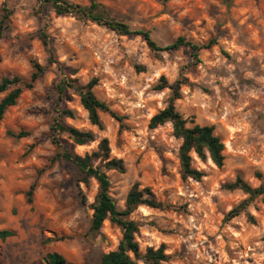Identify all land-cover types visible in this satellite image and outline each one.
Here are the masks:
<instances>
[{
  "label": "rangeland",
  "instance_id": "rangeland-1",
  "mask_svg": "<svg viewBox=\"0 0 264 264\" xmlns=\"http://www.w3.org/2000/svg\"><path fill=\"white\" fill-rule=\"evenodd\" d=\"M110 3L103 7L112 18L133 31L149 32L158 46H168L178 38L200 46L217 38L218 44L200 50L198 62L188 47L160 52L166 54L165 61L164 56L149 50L142 36H124L92 22L57 16L36 0H0V21L5 9L10 12L0 41V80L14 76L29 80L33 63L46 67L33 89L24 91L0 124V230L15 233L0 241V264H37L50 252L62 254L72 264H96L122 238L121 229L109 221L103 225L102 236L89 234L96 182L78 184L73 165L52 162L60 151L54 144L52 126L56 112L63 108L74 114L63 119L66 125L92 132L96 138L90 144L74 146L76 154L96 150L99 141L107 138L111 157L123 160L125 173L108 172L111 195L121 210L136 182L151 188L162 202V209L142 206L130 216L139 224L136 240L142 252L164 244L170 257L164 264H264V195L248 208L254 223L246 215L224 222L225 215L247 198L240 190H226L227 184L237 177L253 188L264 184V0ZM88 23L92 28H87ZM49 48L63 71L48 63ZM229 70L235 86L229 81L227 88L217 92L216 107L222 109L218 115L205 102L212 99L205 82L212 79L218 84L214 78H226ZM182 76L188 84L181 86L176 110L195 124L214 126L225 147L221 168L209 158L202 162L193 157V167L205 174L201 181L181 179L179 150L174 146L180 139L174 137L172 125L171 131L169 123L149 128L150 119L167 106L172 92L168 88L166 100L157 98L163 91L155 89L160 78L168 82L175 77L168 84L173 86ZM64 77L76 79L80 85L97 79L96 97L121 121L101 114L100 130L90 123L72 91L68 89L65 94L69 97L60 101L56 85ZM134 104L142 106L132 107ZM229 114H235L240 123L233 126ZM8 131L25 136L16 139ZM57 139L70 146L66 134ZM33 183L36 188L30 204L27 192ZM80 192L87 199L85 205ZM67 214L76 215L75 231L61 226ZM53 237L56 241L45 243Z\"/></svg>",
  "mask_w": 264,
  "mask_h": 264
},
{
  "label": "trees",
  "instance_id": "trees-1",
  "mask_svg": "<svg viewBox=\"0 0 264 264\" xmlns=\"http://www.w3.org/2000/svg\"><path fill=\"white\" fill-rule=\"evenodd\" d=\"M41 5L49 6L57 16H71L82 22H92L99 26L105 27L109 30L116 31L120 35H138L142 36L147 43L151 52L158 55L160 52H168L177 50L181 47H188L191 50L192 57L199 61V51L202 49H210L218 44L217 38L210 39L206 44L200 46L193 44L184 38H178L172 44L161 47L151 38L149 32L133 31L131 28L122 22L112 18L106 12L103 5H97L94 1L89 5H81L71 3L67 0H36ZM6 13L0 21V41L4 36V32L8 27V20L10 12L4 10ZM44 37V35H42ZM46 43V42H45ZM47 45V43L45 44ZM50 54L48 63L56 65L60 71L62 66L56 60L53 49L49 48ZM1 61V56H0ZM143 70L142 68H138ZM46 67L39 63H33V71L29 80H24L18 76L5 77L0 80V96L5 95L0 101V124L2 123L6 112L9 108L15 106L26 90L33 89L35 83L45 73ZM187 80L182 76L177 80L175 85L169 86L164 77L160 78L159 84L156 85L157 91L164 90L165 87L171 89V96L168 99L167 106L156 113L149 121V128L156 129L159 126L171 122L174 137L181 139L183 143L179 147L178 159L180 165V176L182 180L192 179L201 181L205 176L204 172L193 167V156L188 155L195 145V155L202 161L211 159L212 163L221 168L225 162L224 144L220 138L215 134L214 126L199 125L193 121L185 119L175 108V101L181 99V86L187 85ZM97 85V79H92L86 85L78 84L76 79H68L64 77L56 85V91L62 101L66 96L68 89L72 94L79 97L80 103L88 114V119L93 126L103 130V123L101 121V114H110L118 121L121 119L111 110L110 106L98 99L94 93V88ZM66 98V99H67ZM73 112L69 109L63 108L56 112V120L52 126L56 138L54 144L60 149L52 162L63 160L75 168L77 172V183L89 186L90 181L93 180L97 184V194L94 202L90 205L92 210V217L90 220L89 234L97 238L102 236V228L106 221L112 225L119 227L122 231V238L117 248L108 253H104L100 257V261L96 264H164L170 260L169 255L166 254V247L162 244L159 248L148 247L145 252L141 251L140 245L136 240V234L139 232L138 222L132 220L130 216L139 207H149L152 209H162L163 204L160 202L151 188L142 187L140 183L136 182L132 185L127 193L125 200V207L121 210L116 201L111 195V181L108 172L116 171L118 173H125L126 166L122 159L111 157V149L107 138H102L97 146V149L86 153L84 156L78 155L73 151L74 146H84L96 140L94 133L89 131H81L72 126L66 125L64 118H72ZM185 124H192V127L185 128ZM66 134L67 139L71 141L70 146L64 145L57 136ZM7 135L16 139L25 136L24 133L14 134L11 131ZM208 148V155L205 156L203 148ZM36 183H33L27 192V202L32 203V195L35 191ZM228 191L240 190L247 195V198L241 201L237 206L233 207L224 217V222H229L241 215H246L250 223H254V217L249 214L248 208L252 202L264 195V184L257 188L251 187L242 178L237 177L234 182L225 186ZM82 204L87 203V199L82 192L79 193ZM15 233L9 229L0 230V241L5 242L8 238L14 237ZM56 241V238H47L46 244ZM37 264H72L62 254L58 252H50L45 255L41 263ZM94 264V263H83Z\"/></svg>",
  "mask_w": 264,
  "mask_h": 264
},
{
  "label": "clouds",
  "instance_id": "clouds-1",
  "mask_svg": "<svg viewBox=\"0 0 264 264\" xmlns=\"http://www.w3.org/2000/svg\"><path fill=\"white\" fill-rule=\"evenodd\" d=\"M83 3L87 4L88 0H83ZM95 3H97V5L111 6L110 0H95ZM87 28L88 29L92 28V24L88 23L87 24ZM158 55L164 56L165 57V61H167V56H166L165 53H158ZM61 58H63V57H61ZM118 74H119V71L117 72V75ZM174 78L175 77L169 78V80H168V84L169 85H171L173 83V79ZM200 79H202V77H197V80H200ZM214 79L218 81V84L213 83L212 79H209L208 81L205 82L207 84V86L209 87V94L212 97L211 101H205V102L206 103H210L213 111L216 112L219 115V113L222 111V109H218L216 107V103L218 101L217 92L218 91H223L224 88H227L228 84H229V81H232L233 82V86H235V80H234L230 70H229V74L227 75L226 78L215 77ZM113 83L119 84L121 82L119 80H114ZM152 83L153 84L155 83L154 79L152 80ZM128 86H130V85H128ZM146 86L147 85H145V87ZM136 91L137 92L139 91V86H137ZM169 95H170L169 89L167 87H165L164 90L158 94L157 98L158 99L159 98H163V99L166 100ZM121 102L122 103H126V101H123V100ZM140 106H142V105H137V104L132 105V107H140ZM163 106H166V104L163 105ZM127 110H129V109H126V111ZM228 118H229V122L233 123V126H236L238 123H240V121L238 120V118H237V116L235 114H229ZM167 123H169V131H171V127H170V123L171 122H167ZM184 127L185 128H189V127H191V125L185 124ZM182 143H183V138H181L179 141H175L174 142V146L176 147L177 150H179V145L182 144ZM195 147H196L195 145L192 146V150L188 152V155L195 157ZM203 152H204V155L207 156L208 155V148L204 147L203 148ZM53 171H55V169H53ZM57 179H58V177H57ZM69 216H70V218H69ZM61 226L64 227L65 229H71V230L75 231L76 230V215L75 214H67V215H65L64 222L62 223ZM73 242H75V241H73Z\"/></svg>",
  "mask_w": 264,
  "mask_h": 264
},
{
  "label": "bare ground",
  "instance_id": "bare-ground-1",
  "mask_svg": "<svg viewBox=\"0 0 264 264\" xmlns=\"http://www.w3.org/2000/svg\"><path fill=\"white\" fill-rule=\"evenodd\" d=\"M209 160L211 161V159H210V158H209ZM210 161H209V162H210ZM211 163H212V162H211Z\"/></svg>",
  "mask_w": 264,
  "mask_h": 264
}]
</instances>
